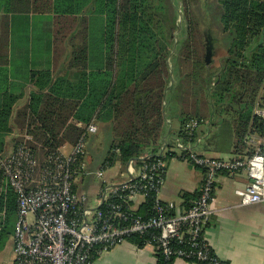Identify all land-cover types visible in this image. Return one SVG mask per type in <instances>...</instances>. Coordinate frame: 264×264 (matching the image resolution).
I'll list each match as a JSON object with an SVG mask.
<instances>
[{
	"label": "trees",
	"instance_id": "1",
	"mask_svg": "<svg viewBox=\"0 0 264 264\" xmlns=\"http://www.w3.org/2000/svg\"><path fill=\"white\" fill-rule=\"evenodd\" d=\"M207 1L0 0V14L12 16L9 20L12 26L14 21L23 24L15 19L25 17L27 33L30 15L48 18L53 25L49 53L40 54L42 57L50 54L54 65L30 69L27 83L33 91L19 105L23 94H16L4 85L6 65L15 60L16 53L7 51L8 36H1L0 158L25 143L42 163L47 154L84 140L87 152L81 161L86 160V175L96 176L97 171L107 172L119 163L140 164L146 157L166 161L170 156L188 161L204 175L205 167L196 165L190 155L183 156L170 144L160 154L167 128L165 113L170 99L177 94L184 107L179 141L195 144L200 125L214 115L215 123L229 124L231 128V153L236 158L251 156L254 149L247 144L248 136L264 134V119L255 114L257 106H264V2L214 0L208 4ZM200 7L204 8V15ZM214 12H219L220 32L226 41L217 63L213 61L212 49L208 59L210 43L203 30L205 19L215 20ZM42 37L33 41L32 47L41 43ZM22 54L25 64L31 61L34 65L37 53ZM60 62L65 63L64 73L57 69ZM193 119L200 124L190 136L187 125ZM92 124L106 125L109 134L106 153L97 170L88 167ZM10 135L13 148L5 153L6 138ZM26 135L32 140H27ZM166 171L167 162L164 179ZM224 173L231 172L222 170L219 176ZM74 190L80 194L76 185ZM199 194V191L182 193L183 208L189 209ZM153 198L149 195L134 216L153 217ZM0 202L6 212L0 223L1 252L9 238L15 237L18 193L8 187ZM100 209L107 211L106 205ZM148 238L135 234L126 241L142 248ZM204 242L208 244L201 239ZM172 246L198 250L188 240L183 244L173 242ZM102 252L100 245L95 246L89 264ZM156 254L157 264L182 260L167 259L161 251ZM210 257L201 260L195 254L183 260L188 264H214L216 259L227 264L212 248Z\"/></svg>",
	"mask_w": 264,
	"mask_h": 264
},
{
	"label": "built area",
	"instance_id": "2",
	"mask_svg": "<svg viewBox=\"0 0 264 264\" xmlns=\"http://www.w3.org/2000/svg\"><path fill=\"white\" fill-rule=\"evenodd\" d=\"M255 114L264 119V106H257ZM199 124L198 119L189 122L190 136ZM97 130L95 124L90 125V132ZM25 138L32 140L30 135ZM247 144L254 149L251 156L222 159L199 154L191 145L178 142L183 156L190 155L196 165L207 169L200 194L189 209L162 198L166 161L161 157L143 158L139 167L131 163L130 179L116 187L106 180L105 170L97 171L102 187L100 203L95 208L86 195L74 190L78 177L88 172L86 160L81 161L87 152L84 140L72 146L69 153L62 147L47 154L42 163L29 146L18 144L11 154L0 158V197L8 187L18 193L15 264H89L95 246L108 251L135 234L148 236L145 246L161 251L167 259L183 260L195 254L201 260L211 259L210 245L201 243V239L206 240L205 232L214 212L219 172L246 171L250 183L238 191L242 204L264 202V134L252 133ZM149 195L154 196L155 215L148 219L135 217V211ZM102 205L107 211L100 209ZM5 214L0 202V223ZM187 240L198 248L196 252L172 246L173 242L183 244Z\"/></svg>",
	"mask_w": 264,
	"mask_h": 264
},
{
	"label": "crops",
	"instance_id": "3",
	"mask_svg": "<svg viewBox=\"0 0 264 264\" xmlns=\"http://www.w3.org/2000/svg\"><path fill=\"white\" fill-rule=\"evenodd\" d=\"M260 1L264 2V0ZM11 17L5 13L0 14V40L2 35L8 36L7 51L16 53L15 60L6 65L8 70L7 76L4 77V85L10 90H14L16 94H23L19 104L22 105L33 91V87L27 83V75L30 69L48 67L51 64L52 56L46 54L42 57L40 53H49V35H51L53 25L45 16L32 17L30 15L31 24L27 33V19L25 17L15 19L23 21V24L14 21L12 26L9 23ZM40 35H43V37ZM40 37L43 38L40 41L41 43L37 44L36 47H32V42ZM29 51L37 53L33 57L34 65L30 64V60L29 63H24L25 54L22 53H28ZM51 67H54L53 63ZM58 67L57 69L63 72L65 63L60 62ZM183 113V101L179 94L174 95L170 99L165 113L167 128L162 139L160 154L164 152L169 144L173 146L172 149L180 153L177 149V140L182 127ZM213 116L211 115L207 121L200 125L198 138L196 143L191 145L192 149L209 157L236 158L230 150L232 136L229 137L230 143L227 148L218 147L217 139L220 137L215 131L218 129L219 124L214 122ZM97 128L98 131L91 133L88 142L90 149L88 167L92 170H97L100 167L103 155L106 153L107 140H109V134L105 130L106 125L98 124ZM12 137L10 135L6 138L5 153L12 150ZM64 147L63 151L65 152L69 144ZM166 162L167 171L162 198L166 202L174 201L183 208L182 193H197L201 188L204 175L188 161L179 159V157L170 156L166 159ZM131 163L134 167L140 166L136 161H130L126 165L119 163L106 172L105 178L111 187L119 186L130 179L128 167ZM249 183V176L243 170L221 174L217 182L214 212L210 217L205 238L217 257L227 264H264V202L243 205L238 194V191L245 190ZM75 185L78 192L86 195L95 208L99 206V191L102 183L97 176L82 174L78 177ZM14 247V237L11 236L0 252V264H15ZM156 255V251L152 247L140 248L137 244L126 241L111 250L100 253L93 264H157ZM174 264L188 263L184 260H176Z\"/></svg>",
	"mask_w": 264,
	"mask_h": 264
},
{
	"label": "rangeland",
	"instance_id": "4",
	"mask_svg": "<svg viewBox=\"0 0 264 264\" xmlns=\"http://www.w3.org/2000/svg\"><path fill=\"white\" fill-rule=\"evenodd\" d=\"M208 4L209 3H213L214 0H208L207 1ZM202 6V5H201ZM201 11V14L204 15V8L200 7L199 8ZM215 13V20L212 19H205L204 22V26H203V30L205 31V34L207 35L208 41L210 43V47L212 49V51L214 52V63L218 62V59L221 57V55L224 53L223 50V42L226 43L225 39H224V34L222 35L220 30H221V26H220V22H219V12H214ZM224 40V41H222ZM216 133H218V137H220L219 139H217V145L218 147H221L222 149L227 148L230 140V133H231V128L229 126V124H223V125H219L218 129L215 131ZM232 135V134H231ZM12 147V146H11ZM10 147V150H11ZM13 148V147H12ZM72 150V146L69 145V147L65 150V152H69ZM124 172V170H123Z\"/></svg>",
	"mask_w": 264,
	"mask_h": 264
},
{
	"label": "water",
	"instance_id": "5",
	"mask_svg": "<svg viewBox=\"0 0 264 264\" xmlns=\"http://www.w3.org/2000/svg\"><path fill=\"white\" fill-rule=\"evenodd\" d=\"M211 58V47H209V54H208V59L210 60Z\"/></svg>",
	"mask_w": 264,
	"mask_h": 264
}]
</instances>
